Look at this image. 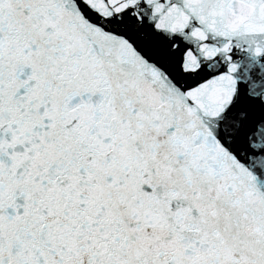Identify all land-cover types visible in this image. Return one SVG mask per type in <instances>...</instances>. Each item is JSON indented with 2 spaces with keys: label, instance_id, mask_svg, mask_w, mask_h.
<instances>
[{
  "label": "snow or ice",
  "instance_id": "6c2138e0",
  "mask_svg": "<svg viewBox=\"0 0 264 264\" xmlns=\"http://www.w3.org/2000/svg\"><path fill=\"white\" fill-rule=\"evenodd\" d=\"M0 264H264V0H0Z\"/></svg>",
  "mask_w": 264,
  "mask_h": 264
}]
</instances>
